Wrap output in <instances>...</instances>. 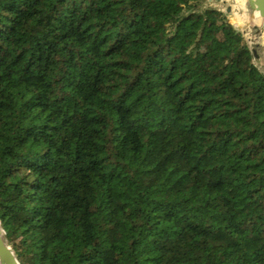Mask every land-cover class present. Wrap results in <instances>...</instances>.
<instances>
[{"label": "trees", "instance_id": "1", "mask_svg": "<svg viewBox=\"0 0 264 264\" xmlns=\"http://www.w3.org/2000/svg\"><path fill=\"white\" fill-rule=\"evenodd\" d=\"M206 1L0 0L19 264H264V74Z\"/></svg>", "mask_w": 264, "mask_h": 264}, {"label": "water", "instance_id": "2", "mask_svg": "<svg viewBox=\"0 0 264 264\" xmlns=\"http://www.w3.org/2000/svg\"><path fill=\"white\" fill-rule=\"evenodd\" d=\"M248 14L253 18V13L257 12L262 22L259 28H254V34L260 38V43H257L250 50L253 58H258V51L262 53L264 58V0H246ZM0 264H19L14 251L6 243L3 236V230L0 226Z\"/></svg>", "mask_w": 264, "mask_h": 264}, {"label": "rangeland", "instance_id": "3", "mask_svg": "<svg viewBox=\"0 0 264 264\" xmlns=\"http://www.w3.org/2000/svg\"><path fill=\"white\" fill-rule=\"evenodd\" d=\"M205 7H210V8H214L217 9L219 11H221L222 13H224V15L226 16L227 20L229 21L230 24H232L243 36L244 41L246 42V44L248 45L249 49L252 50L254 47V43L256 44V42L253 41L254 38V30L252 32V41L250 42L248 40V38L246 37V35L244 34L245 31L244 29H242V27L240 26V24L237 22V20L234 17V10L231 7V2L229 0H207L204 3ZM230 6V9H229ZM241 28V29H240ZM256 36V35H255ZM258 58H253V64L256 66V68L264 74V58L261 52L258 51ZM28 244L25 243V247L27 248Z\"/></svg>", "mask_w": 264, "mask_h": 264}, {"label": "bare ground", "instance_id": "4", "mask_svg": "<svg viewBox=\"0 0 264 264\" xmlns=\"http://www.w3.org/2000/svg\"><path fill=\"white\" fill-rule=\"evenodd\" d=\"M231 2V7L234 10V17L237 20V22L240 24L242 29L245 31V35L248 38V40L252 41V32L254 28H259L261 25V18L258 15L257 12L253 13V18L249 17L248 14V8L246 0H229ZM230 9V6H229ZM241 29V28H240ZM253 41L257 43H260V38L254 35ZM254 43V46L256 45ZM253 46V47H254Z\"/></svg>", "mask_w": 264, "mask_h": 264}]
</instances>
